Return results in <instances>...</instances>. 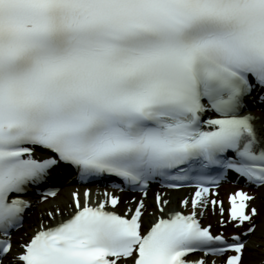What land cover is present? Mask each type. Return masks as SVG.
<instances>
[{"label": "bare ground", "instance_id": "1", "mask_svg": "<svg viewBox=\"0 0 264 264\" xmlns=\"http://www.w3.org/2000/svg\"><path fill=\"white\" fill-rule=\"evenodd\" d=\"M245 102L251 107L250 112L255 119L264 120V99L260 101L259 95L252 94L245 99ZM56 182L57 184L52 187L56 189V195L53 199L48 198L44 203H41L39 198L34 201L31 207L33 214L32 212L29 213L31 216L29 221L25 222L23 227L13 234L12 250L3 258L2 264H22L19 259L20 251L35 233L60 224L84 204L99 206L104 203L109 210H114L124 216H139L142 230L146 232L157 219L164 218L169 213L175 211L190 213L193 205L192 195L195 192L193 188L172 191L159 186H150L146 199H143L142 194L138 192L124 193L119 189L77 182L73 178H64L56 180ZM238 188L255 195L250 204L258 209V214L252 223L256 225L254 232L243 237L244 240H247V244L244 247L241 264H264V186L255 190L240 183L236 185L228 183L218 189V199L225 200L229 193ZM117 200L119 203L113 208L111 204ZM141 205L143 207L139 210ZM201 205H205V203L202 202ZM207 207L209 213L215 214L216 220H218L220 211L217 208L212 210L210 206ZM197 211L200 213L201 209L198 207ZM203 222L205 225L211 223L210 220ZM243 230L246 228L239 230V232ZM193 259H197V256Z\"/></svg>", "mask_w": 264, "mask_h": 264}, {"label": "rangeland", "instance_id": "2", "mask_svg": "<svg viewBox=\"0 0 264 264\" xmlns=\"http://www.w3.org/2000/svg\"><path fill=\"white\" fill-rule=\"evenodd\" d=\"M30 217H31V216H27V214H26V219H25L24 223L27 222V221H29ZM244 261H245V260H244Z\"/></svg>", "mask_w": 264, "mask_h": 264}]
</instances>
